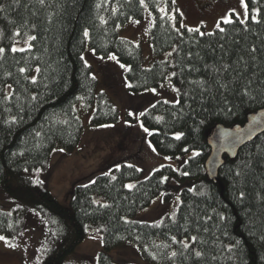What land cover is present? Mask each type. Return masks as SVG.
Masks as SVG:
<instances>
[{"label": "trees", "instance_id": "16d2710c", "mask_svg": "<svg viewBox=\"0 0 264 264\" xmlns=\"http://www.w3.org/2000/svg\"><path fill=\"white\" fill-rule=\"evenodd\" d=\"M146 5L155 20L154 51H173V63L147 68L142 49L120 38L122 27L144 19ZM163 5L176 12L175 24L162 14ZM247 7L246 22L234 18L224 31L202 35L180 25L174 0H0V187L34 204L59 229L61 246L41 264H68L90 226L100 224L99 264H115L112 252L129 244L151 264H264V133L234 159L224 158L219 182L206 168L214 130L243 126L264 110V0H247ZM85 31L98 58L114 55L126 66L134 94L159 88L173 72L179 102L160 101L141 121L159 155L187 161L181 170L164 166L147 178L138 167L117 163L76 184L68 209L34 174L49 170L54 151L79 149L86 126L78 106L84 112L95 108L90 128L120 120L110 96L98 94L99 82L84 61ZM28 39L30 48L13 51L17 41ZM171 180L195 182L182 191L176 215L152 224L133 220L169 191ZM26 217L24 209L0 211V236H20Z\"/></svg>", "mask_w": 264, "mask_h": 264}, {"label": "rangeland", "instance_id": "374dc122", "mask_svg": "<svg viewBox=\"0 0 264 264\" xmlns=\"http://www.w3.org/2000/svg\"><path fill=\"white\" fill-rule=\"evenodd\" d=\"M174 2L176 11L181 16L180 25L191 30L199 29L202 35L222 28L223 24H226L225 18H230L231 21L237 18L241 22L249 19L248 7L245 12L241 0H174ZM245 3L247 4V0ZM161 12L169 16L174 24L176 23L175 11L169 12L163 5ZM253 18L255 20L259 18L258 11L255 12ZM154 23L153 12L146 5L145 17L142 21H131L120 29V38L142 49L147 59V68L152 67L156 61L172 63L174 61L173 51L160 56L156 55L150 42ZM87 39L84 61L92 67L93 76L99 82L98 94L107 93L110 96L120 111V120L112 126L92 129L87 144L93 142L94 145L89 146L83 156L77 157L74 155L75 152L66 154L56 150L53 153L49 170L44 175L34 174L46 181L53 196L68 209L71 208L73 189L76 184L82 179L91 177L90 175L111 170L117 163L125 162L127 165L138 167L147 178L164 166L181 170L187 161V157L174 160L159 155L151 146L150 131H145L141 121L144 113L156 103L160 101L173 104L179 102V88L172 80L173 72L159 88L138 95L134 94L127 84L126 66L120 64L114 55L108 59L98 58L91 49L89 31ZM30 47V39L25 42L17 41L13 45L15 51H23ZM36 75L37 71L31 75V78L35 79ZM11 91L12 88L9 86L8 94ZM77 110L84 125L90 128L87 124L91 122L95 108L84 112L81 106H78ZM82 140H84L83 137ZM80 158L81 161L78 162ZM135 185L136 183H129L128 187L132 188ZM169 185V191L156 198L150 207L138 212L133 220L152 224L168 217H174L181 205L182 191L192 189L195 182L188 180L186 184H182L171 180ZM168 194L172 195L170 201L166 200ZM96 202L106 203V200L103 197H97ZM21 209L27 210L24 232L15 239L4 237V240H0V264H41L50 250L59 248L62 244L57 232L39 216L34 204L22 198L10 196L0 187V211L15 212ZM88 234V238L67 257L66 263L99 264V255L104 250L103 226L101 224L90 226ZM112 258L115 264H151L142 257L139 248L131 244L115 249L112 252Z\"/></svg>", "mask_w": 264, "mask_h": 264}, {"label": "water", "instance_id": "95a60500", "mask_svg": "<svg viewBox=\"0 0 264 264\" xmlns=\"http://www.w3.org/2000/svg\"><path fill=\"white\" fill-rule=\"evenodd\" d=\"M263 133L264 110L252 115L243 126L217 127L209 139L212 151L206 168L210 179L218 181V172L224 164L225 157L234 159L243 147Z\"/></svg>", "mask_w": 264, "mask_h": 264}, {"label": "crops", "instance_id": "0c3cea01", "mask_svg": "<svg viewBox=\"0 0 264 264\" xmlns=\"http://www.w3.org/2000/svg\"><path fill=\"white\" fill-rule=\"evenodd\" d=\"M110 58V57H109ZM87 123H89V122H87ZM87 126L88 127H90L88 124H87ZM101 128H104V127H101ZM92 129H94V130H97L98 128H87L86 127V130H85V132H84V136H83V138H84V140H82L83 142H81V145H80V147H79V149L75 152V156H77V157H81V156H83L86 152H87V148L89 147V146H92V145H94V143L92 142V143H89V144H87V142H88V139H89V135H90V132H91V130ZM95 132V131H94ZM126 142H124V144H125ZM87 144V145H86ZM78 152H80V154L78 155ZM138 154H139V151H138ZM137 154V155H138ZM81 161V158L80 159H78V162H80ZM89 162V161H88Z\"/></svg>", "mask_w": 264, "mask_h": 264}, {"label": "snow or ice", "instance_id": "6c2138e0", "mask_svg": "<svg viewBox=\"0 0 264 264\" xmlns=\"http://www.w3.org/2000/svg\"><path fill=\"white\" fill-rule=\"evenodd\" d=\"M241 5H242L243 8L245 9V12H247V4L245 3V0H241ZM253 19H254V18H253ZM224 22H225V23H231V19H230V18H225ZM194 31H199V29H196V30H194ZM220 31H224V29H220ZM84 35H85V36H88V32L85 31ZM34 38H35V37H32V39H34ZM15 50H16V49H13V51H15ZM0 52H3V49H0ZM112 59H115V57H112ZM21 71H24V70L21 69ZM145 131H147V129H145ZM176 138L179 139L180 137L177 136ZM129 187H131V186H129ZM4 239H5L4 237L0 236V240H4ZM194 239H195V238H193V240H194ZM185 247H187V245H185ZM173 255H175V253H173ZM196 255L199 256L200 253L197 252Z\"/></svg>", "mask_w": 264, "mask_h": 264}, {"label": "bare ground", "instance_id": "6f19581e", "mask_svg": "<svg viewBox=\"0 0 264 264\" xmlns=\"http://www.w3.org/2000/svg\"><path fill=\"white\" fill-rule=\"evenodd\" d=\"M125 75H126V73H125ZM126 79H127V75H126ZM127 84H129L128 83V80H127ZM213 181H215V180H213ZM215 182H219V178H218V181H215ZM3 188V187H2ZM54 197V196H53ZM18 211V210H17ZM16 212V211H15ZM10 213H12V212H10ZM50 228H52V229H54L56 232H59V229L57 228V227H55V226H49ZM60 233V232H59Z\"/></svg>", "mask_w": 264, "mask_h": 264}]
</instances>
